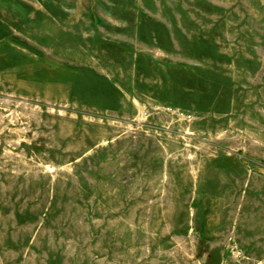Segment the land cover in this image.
<instances>
[{
	"label": "rangeland",
	"instance_id": "374dc122",
	"mask_svg": "<svg viewBox=\"0 0 264 264\" xmlns=\"http://www.w3.org/2000/svg\"><path fill=\"white\" fill-rule=\"evenodd\" d=\"M0 264H264V0H0Z\"/></svg>",
	"mask_w": 264,
	"mask_h": 264
},
{
	"label": "bare ground",
	"instance_id": "6f19581e",
	"mask_svg": "<svg viewBox=\"0 0 264 264\" xmlns=\"http://www.w3.org/2000/svg\"><path fill=\"white\" fill-rule=\"evenodd\" d=\"M37 85H43V86H37ZM30 86L36 92L43 93L47 97H52V98H55L56 100H66L70 96L71 89H72V88L63 87L61 85L56 86V87L50 86V85H44L43 82L37 83L35 81L32 82ZM189 125H190V123H189ZM135 146L136 145H134V147ZM153 147H155V146H153Z\"/></svg>",
	"mask_w": 264,
	"mask_h": 264
}]
</instances>
